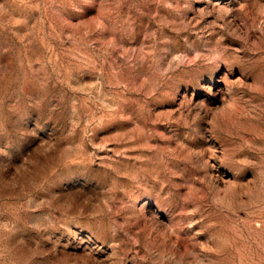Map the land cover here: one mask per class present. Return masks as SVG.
I'll return each mask as SVG.
<instances>
[{
	"label": "rangeland",
	"instance_id": "obj_1",
	"mask_svg": "<svg viewBox=\"0 0 264 264\" xmlns=\"http://www.w3.org/2000/svg\"><path fill=\"white\" fill-rule=\"evenodd\" d=\"M0 264H264V0H0Z\"/></svg>",
	"mask_w": 264,
	"mask_h": 264
}]
</instances>
